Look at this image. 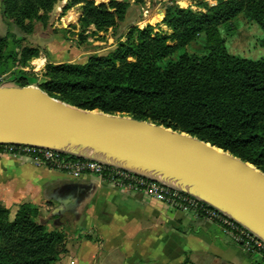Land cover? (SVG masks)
Instances as JSON below:
<instances>
[{
  "label": "trees",
  "instance_id": "1",
  "mask_svg": "<svg viewBox=\"0 0 264 264\" xmlns=\"http://www.w3.org/2000/svg\"><path fill=\"white\" fill-rule=\"evenodd\" d=\"M96 1L102 3L67 0L63 8L64 14L80 8L82 43L87 41L85 34L91 27L95 32H116L134 4L130 0ZM1 2L4 18L23 37L12 33L0 36V68L4 72L17 66L28 68L43 52L41 47L26 45L28 37L35 33L37 23L48 26L60 0ZM194 6L183 8L175 0L166 4L162 23L168 32L157 24L143 29L131 24L125 41H118L106 55H91L82 64L48 61L45 80L39 87L51 97L83 110L129 116L197 137L264 173V58L251 60L230 53L219 32L221 25L241 14L264 30V0H217L213 5L196 0ZM202 35L206 36L204 55L183 53L176 61H166ZM10 44L14 49L8 51ZM261 45L264 47V39ZM19 73L23 76L16 86L31 85L25 81L27 72L13 70L16 76ZM5 146L0 145V153ZM62 156L70 161L86 160ZM119 172L104 165L102 177L119 180ZM170 191L174 197L176 190ZM178 193L186 199L179 201L182 207L200 217L208 219V211L224 215L185 192ZM189 200L198 207H192ZM66 239V231H49L40 222V210L33 204H20L12 217L11 210L0 203V264H58L66 253Z\"/></svg>",
  "mask_w": 264,
  "mask_h": 264
},
{
  "label": "water",
  "instance_id": "2",
  "mask_svg": "<svg viewBox=\"0 0 264 264\" xmlns=\"http://www.w3.org/2000/svg\"><path fill=\"white\" fill-rule=\"evenodd\" d=\"M35 134L54 136L83 149L135 162L200 194L113 163L39 145L26 137ZM0 145L52 149L132 172L209 204L264 241V173L189 134L129 116L83 110L51 97L38 86L0 85ZM94 188L82 182L65 185L62 191L66 201H61L52 215L76 213Z\"/></svg>",
  "mask_w": 264,
  "mask_h": 264
},
{
  "label": "crops",
  "instance_id": "3",
  "mask_svg": "<svg viewBox=\"0 0 264 264\" xmlns=\"http://www.w3.org/2000/svg\"><path fill=\"white\" fill-rule=\"evenodd\" d=\"M36 31L37 28L28 37V43L47 48L39 42ZM9 33L23 37L18 28L4 18L0 0V36ZM48 57L53 62L50 54L41 53L31 66L44 69ZM40 59L44 64L38 67L35 61ZM53 63L62 61L58 59ZM10 71L0 68V75L8 76ZM73 182L92 184L95 188L76 213L66 211L62 217L52 215L61 201H66L63 187ZM0 203L11 208L12 214L22 203L35 205L48 230H65L67 239H77L74 231L80 228H86L89 234L101 233L100 242L87 239L78 245L68 244L58 264H80L85 258L95 264H139L141 261L149 264H264V255H248L219 223L195 212L172 206L145 191L107 189L105 182L93 175L74 179L37 165L31 159L0 154Z\"/></svg>",
  "mask_w": 264,
  "mask_h": 264
},
{
  "label": "rangeland",
  "instance_id": "4",
  "mask_svg": "<svg viewBox=\"0 0 264 264\" xmlns=\"http://www.w3.org/2000/svg\"><path fill=\"white\" fill-rule=\"evenodd\" d=\"M100 1L108 2L109 0H100ZM119 1H123V0H119ZM130 1L134 3L133 8L129 16L126 17L125 21L121 24V27H119L116 32H114V30L112 29L105 32H95V29L91 27V29L85 34V37H87V41L85 43H82L79 37L80 30L78 26L79 19L81 16L80 8L75 7L64 14L63 8L66 5L67 0H60V2L56 5L53 12L50 14V20L48 26L44 27L40 23L36 24V28H37L36 37H38L39 42H42V44L46 45V47L48 48V49L43 48L42 53L45 55L48 54V56L50 54L53 62H57V60L60 59L62 63L68 62V63L82 64L85 63L91 55L94 54L106 55L111 48H114L116 46L118 41H125L127 28L131 26V24L138 26L140 29L145 28L149 24L152 25L157 24L161 30L165 32L169 31L168 28L164 26V24L162 23V20L164 17L165 5L168 4L171 0H143L141 2H138V0H130ZM175 1L179 6L183 8H188V7L195 8L194 1L196 0H175ZM204 1H207L209 4L212 5L216 4L217 2V0H204ZM95 2L102 3V2H97L96 0ZM74 27H76V29ZM219 32H220V36L226 40V45L230 53L251 60H260L264 58V47L261 45V41L264 39V30L257 23L254 22L252 23L247 21L242 14L239 15L234 20H231L221 25L219 27ZM28 44L29 43L27 41L26 45ZM205 46H206V36L202 35L197 40L189 44L186 48L181 49L172 56H170L168 59H166V61H176L179 58V56L183 53L202 56L206 52ZM34 47H38V46L36 45ZM13 49H14L13 44H10L8 51H11ZM49 51L51 53H49ZM48 61H50L49 57H48ZM43 64H44L43 59L35 61V65L38 67H41ZM45 67L44 69L37 70L31 65L28 68H22L20 66H17L14 69H11L10 74L8 76L4 75L6 85H17L18 78H21L23 76L20 73L16 76V74H13V70H18V71L24 70L25 72H27L26 75H24V77L26 78L25 81L29 82L33 86L39 87L40 84L45 80L44 77ZM116 169L120 171L122 170L117 167ZM129 173L138 176L132 172ZM118 175L120 177H128L122 172H119ZM93 176H95L96 178H100L102 181H104L105 188L107 189L122 190L129 192L135 191L131 189L129 185H126L122 179L107 180L104 179L102 175L100 176L93 175ZM18 206H17V210H18ZM9 209L11 210V208ZM15 214H12V217H14ZM60 231L65 232V230H60ZM74 234H75L74 237L78 236V238L66 239V248L67 245L72 242L78 245V243L80 244L81 242H85L87 239H92L95 242L101 241L100 238L101 233L96 231L89 234L86 228L76 229L74 231ZM77 263H79V261ZM80 264H95V262L93 260L89 261L88 259L85 258L83 261H80Z\"/></svg>",
  "mask_w": 264,
  "mask_h": 264
},
{
  "label": "built area",
  "instance_id": "5",
  "mask_svg": "<svg viewBox=\"0 0 264 264\" xmlns=\"http://www.w3.org/2000/svg\"><path fill=\"white\" fill-rule=\"evenodd\" d=\"M0 85H6L4 75H0ZM5 147L4 152H1L0 154H8L17 158L31 159L37 165H43L60 171L74 179H81L86 175L100 176L104 170V165L101 163L92 160L70 161L63 157L61 152L52 149L23 145H6ZM35 154H39L40 157L33 158L32 155ZM120 172L128 177H120L119 180L122 179L126 185L131 187V189L140 191V187H143L146 193L159 198L165 203L190 211L188 208L182 207L180 204L179 201L183 199V196L179 195L178 190L175 189L177 192L175 191L173 194L174 197H172L170 187L156 183H147L128 171L124 172V170H121ZM183 200L186 201V199ZM188 202L192 207H198V203L195 201L189 200ZM207 214L209 216L208 219L219 223L225 231L232 236L234 241L246 251V253L250 255H264V241L254 233L243 227L238 222L227 216L221 215L220 213L208 211Z\"/></svg>",
  "mask_w": 264,
  "mask_h": 264
},
{
  "label": "bare ground",
  "instance_id": "6",
  "mask_svg": "<svg viewBox=\"0 0 264 264\" xmlns=\"http://www.w3.org/2000/svg\"><path fill=\"white\" fill-rule=\"evenodd\" d=\"M73 20H74V17H73ZM26 137H30L34 143L39 144V145L54 147V148L61 149L64 151L77 153V154L84 155L87 157L99 159V160H102L104 162L113 163V164L128 168V169L135 171L137 173L146 175L148 177L161 179L170 185L181 187V188H186L188 190H191L192 192H196V193L200 194L196 189L190 188V187L186 186L185 184H178V183H174L171 180L163 179L158 174H155L146 168H141V166L135 162H124V161L119 160L118 158H115L113 156H108V155L93 152V151L88 150V149H83V148H80L79 146H77L73 143H69V142H66L64 140H60L54 136H43V135L35 134L32 136L27 135Z\"/></svg>",
  "mask_w": 264,
  "mask_h": 264
}]
</instances>
